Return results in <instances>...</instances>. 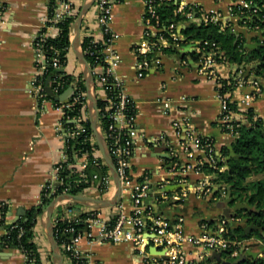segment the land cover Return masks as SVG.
<instances>
[{
  "label": "crops",
  "instance_id": "obj_1",
  "mask_svg": "<svg viewBox=\"0 0 264 264\" xmlns=\"http://www.w3.org/2000/svg\"><path fill=\"white\" fill-rule=\"evenodd\" d=\"M50 1L3 0L7 7L0 22V218L1 206L6 204L8 207L5 217L14 223L39 205L43 187L50 181L55 166L63 159L65 152L63 140L65 134L59 131V124L63 118L62 111L52 104L42 108L30 92L31 81L36 73L34 41L43 30L49 16ZM73 1L80 11L88 0ZM174 1L193 4L206 10L223 11L231 0ZM144 14V0H124L115 4L111 14V29L117 36L115 50L120 58L116 74L123 81L126 94L133 100L137 109L139 138L132 160L133 179L138 183L144 175L151 177L152 191L145 201V206L154 214L171 222L183 218L179 249L186 253L191 264L233 263L240 257H245V261L254 259L248 253H257L258 258H262V251L257 248L263 244L254 238L243 241L247 249L239 248L236 256L233 255L234 250L228 259L224 254L217 257V254L197 249L188 241L191 236H200L205 231L214 232L223 217L217 204L225 198L204 197L192 190L193 186L203 179L202 174L189 172L186 190L164 194L158 191L161 180L168 175H174V162L168 150L169 147L176 148L178 143L172 128L173 120L191 117L196 132L214 142L217 160H221L222 163L225 159V163H222L223 171L228 169L229 163L224 157L223 150L232 147L234 140L224 133L218 124L221 104L215 86L199 74L198 55L190 44L179 49V54L164 51L155 55L156 61L152 64L150 73L143 78L138 77L136 70L138 59L134 48L143 40ZM93 16L96 17L95 13L92 17L90 14L87 17L91 18L90 27L99 37L100 32L96 26V19H92ZM230 20L227 16V21ZM237 31L248 35V49L252 47L250 45H258L252 41L259 35L258 33L248 31L245 27H238ZM87 34V30L84 34L82 32V37ZM51 35L57 37L58 31L52 30ZM65 71L73 76L82 73L73 50L68 55ZM248 72L253 74L251 71ZM259 79L262 94L253 103L252 108L260 117H264V78ZM166 110L169 111V115L165 114ZM86 172L92 175L96 170L87 168ZM184 193L187 194L186 197ZM109 198L111 197L107 199ZM228 207L232 205L228 204ZM92 209L95 208L73 201H62L56 210H59L60 218L69 216L80 219ZM97 210L105 222H111L119 214L128 218L132 212L130 193L122 190L118 205ZM45 223L46 218L43 215L35 234L44 264H53L52 248ZM83 230L87 231L85 225ZM233 235L236 236V232L233 231ZM4 236L5 229L0 227V239ZM172 240L175 241L176 237ZM254 240L256 241L252 243L254 247H250L249 242ZM78 246L90 256L92 264H146L149 257L169 260L177 252L174 246L161 248L147 245L146 248L136 249L130 243L115 245L100 242L96 237H83ZM144 249L149 256L142 254ZM0 264L28 263L26 256L18 249L4 247L0 242ZM63 264L72 262L63 257Z\"/></svg>",
  "mask_w": 264,
  "mask_h": 264
},
{
  "label": "built area",
  "instance_id": "obj_2",
  "mask_svg": "<svg viewBox=\"0 0 264 264\" xmlns=\"http://www.w3.org/2000/svg\"><path fill=\"white\" fill-rule=\"evenodd\" d=\"M123 1L95 0L93 6L96 9V26L100 36L95 35L94 30L92 31V28L88 26V34L84 37H93V43L100 44L101 54L104 56L103 64H99L93 69L91 68L95 88L99 87L100 98L108 102L106 112L109 113L110 124L107 127V131L102 134L107 150L114 160L122 190L130 193L132 212L128 218L119 214L115 217L114 225L111 226L110 222L103 221L99 212H93L95 210L93 209L88 212V217L83 221L87 231L77 229V225L82 224V220L69 216L57 219L53 222V225L55 226L60 221L67 224L64 230H58L61 236L65 237L59 247L64 257L70 259L72 264H92L90 256L78 246V242L83 237H96L100 242L115 245L130 243L136 249L146 248L147 245L161 248L174 246L177 252L171 259L160 260L159 258L149 257L146 260V264H191L186 253L179 249L183 218H179L177 222H171L154 214L151 209L145 206V201L152 191L150 175H144L138 183H135L133 179L132 160L136 151L139 130L136 123L137 114H132L137 109L133 100L126 94L123 81L116 74L120 58L115 50L117 36L111 29L112 8L115 4ZM144 1L143 40L134 48L138 59L136 63L138 77L143 78L150 73L153 68L152 64L156 61L155 55L163 53L170 48L183 49V46L190 44V47H193L198 55L199 74L215 86L216 95L221 104V115L218 119V124L224 133L236 140L239 137L236 128L247 121V113L250 110H253L256 117H260L252 108L253 103L262 94L260 79L254 73L251 74L236 64H232L216 43L188 41L180 33V30L184 25L186 27L191 24H218L221 27V31L230 30L236 33L238 27H245L248 31L261 33L260 26H253V22L264 10V4H259L255 0H231L226 9L222 11L206 10L193 4L175 2L174 0ZM164 1L175 4L176 13L184 15L186 24L180 25L174 22L169 25L162 24L157 10L158 4ZM50 3L53 4L54 15L52 17L48 16L43 30L34 41L36 73L31 81L30 92L38 100L42 108L47 104H52L63 113L59 131H63L65 134L63 137L65 145L64 157L55 166L53 175L50 181L44 185L43 191H55L66 183V179H71L74 174L78 175V180L75 181V184H65L63 192L59 193L56 196L57 198L60 195H71L70 191L77 187V184H89L87 168H95L102 172L101 159L103 158L100 150H94L91 154L84 152L80 155H75V162L71 163L67 154L70 141L85 134L82 122L90 119L88 95L80 88L79 75H72L74 81L69 87L73 88L72 95L65 101L54 100V97H59L67 91H65L61 81L66 72V67L60 64L58 57L53 58L52 62L48 64L45 43L49 39L56 38L52 37V30L56 29L59 35L61 30L57 24L66 17L79 14V9L77 10L73 0H51ZM3 14L4 11H0V22ZM227 16L230 17V21H227ZM49 68L56 70L57 75L54 78H49V81L43 82L39 80L40 77L46 76ZM48 87L51 89L53 96L48 94ZM244 90L247 91L243 92ZM112 94L115 95L114 98H111ZM70 98L74 104L82 103L80 115L77 118H71L68 115L71 109ZM165 112V114L169 115L168 110ZM65 122L73 124L74 127L67 129L64 125ZM172 128L178 140L176 148L169 147L168 149L169 155L174 162V175H168L163 178L158 191L164 194V189L167 186H185V190L188 189L187 174L193 172L203 176V179L199 180L192 188L196 194L207 197L214 196L218 191L220 195L216 199L226 198L229 195L226 188L213 183L214 175H207L204 172L207 167L218 169V163H221V160L218 161L216 158L214 142L196 132L191 117L185 116L181 119L173 120ZM91 141L94 143L93 139ZM224 160L222 163H225ZM65 170L70 171L67 177L63 176ZM219 170L223 171L222 167ZM90 177L92 183L78 196L107 199L114 195L116 189L111 172L108 175L103 174L101 177L99 172L96 171ZM184 196L186 197L187 194L184 193ZM7 207L6 204L1 206L0 227L2 228L14 224L13 221L9 222L3 216ZM57 207L58 204L56 209ZM228 223L222 217L214 232L205 231L200 236H191L188 241L197 249L207 251L210 254H224L234 249L233 255L236 256L238 255V249L243 247L244 242L231 238V232L233 233V231L229 228ZM95 230L97 231L95 232ZM9 233L10 231L5 230V236ZM23 233L21 229L20 235ZM174 237H176L175 241L172 240ZM244 249H247V247H244ZM142 254L148 255L145 249Z\"/></svg>",
  "mask_w": 264,
  "mask_h": 264
},
{
  "label": "trees",
  "instance_id": "obj_3",
  "mask_svg": "<svg viewBox=\"0 0 264 264\" xmlns=\"http://www.w3.org/2000/svg\"><path fill=\"white\" fill-rule=\"evenodd\" d=\"M255 1L259 4H264V0ZM52 5V3L49 4L50 17L54 15ZM0 7L1 12L6 10L7 5L3 0H0ZM176 9L175 4L172 2L164 1L158 4L157 11L163 25H169L173 22L180 25L186 24V18L184 15L177 14ZM77 17L78 14L63 19L57 24L61 30L59 35L54 39L46 41L45 53L48 64L52 62L53 58L58 57L60 64L65 67L67 66L68 55L72 51V31ZM253 26H260L262 30L261 33H258V36L252 39L253 42L258 44V47L254 50L247 49L248 35L238 33V31H236V33L230 30L221 31V27L218 24H191L183 28L180 33L184 35L188 41H208L216 43L232 64H236L247 72L251 71L256 77L262 79L264 78V10L260 13L259 17L255 18ZM81 49L92 69L99 64H103L104 56L101 54V46L100 44L93 43V37H82ZM165 53L179 54V51L175 48H170L166 49ZM251 66L253 67L250 68ZM56 75L57 71L49 68L46 76L40 77L39 80L44 82L49 78H54ZM79 78L81 90L87 93V86L82 73H80ZM61 81L66 91L74 81V77L65 72ZM99 90V87L95 88V95L99 111V125L101 132L104 134L110 124V120L108 119L109 113L106 112L108 102L100 98ZM114 97L115 95L112 94L111 98ZM72 101L73 100L70 98L69 102L71 104V109L68 115L71 118H77L80 115L82 103L74 104ZM136 114L137 110H134L132 115ZM82 124L85 128V134L70 141L68 145L67 154L70 157L71 163L75 162V155H80L84 152L91 154L92 151L99 150L90 119L85 120ZM64 125L67 129L74 127L73 124H68L67 122H65ZM236 132L239 134V137L233 141L232 147L239 163L237 164L235 160H231L228 163V169L224 171L219 170L223 164L218 163V169L207 167L204 172L207 175H214L213 183L220 187L224 186L227 193L231 194L232 198H235V201L249 203L252 210L243 211L241 213L242 218L247 221L248 225L255 224L264 230V118L256 117L253 110H250L247 113V121L236 128ZM92 139L94 143H92ZM223 152L224 157L228 159L231 154L229 149L225 148ZM101 164L102 173L108 175L110 170L104 159H101ZM69 174L70 171L65 170L63 176L67 177ZM87 175L89 184H77V187H74L70 191L71 195L82 194L83 190L92 183L90 174L87 173ZM76 180H78V175L74 174L71 179H66V183L58 187L55 191H43L41 193L39 205L32 208L24 217L16 221L13 225L3 227L5 230L10 231V233L0 239L1 245L18 249L26 256L28 264H44L42 255L39 251L35 229L45 209L59 193L63 192L65 184H75ZM219 195L220 192L217 191L213 197L217 198ZM6 211L7 209L4 210V217L6 216ZM58 211L59 210L54 211L53 222L61 216ZM97 211V209L93 210V212ZM88 215L89 213H86L81 216L80 220H82V224L77 225V229H83V221L86 220ZM114 223L115 219L110 222V225L113 226ZM16 226L17 228H15ZM66 227L67 224L63 221H60L54 226V235L59 246L65 237L61 236L58 230H64ZM21 229L24 232L22 235H20ZM235 232L237 234L236 236L231 232L232 239L245 241L256 238L264 244V232H254L248 237L244 236V231L241 228L237 229ZM233 251L234 249H231L224 253L225 258L228 259V256ZM49 258L51 260V255ZM234 260L236 259H233V261ZM241 264H264V257L256 260L249 259Z\"/></svg>",
  "mask_w": 264,
  "mask_h": 264
},
{
  "label": "water",
  "instance_id": "obj_4",
  "mask_svg": "<svg viewBox=\"0 0 264 264\" xmlns=\"http://www.w3.org/2000/svg\"><path fill=\"white\" fill-rule=\"evenodd\" d=\"M95 0H88L80 9L78 17L74 23L73 27V36H72V50L76 55V58L81 65L82 74L84 76V81L87 86V95H88V102H89V111H90V122L92 125V129L94 132L95 140L98 144L99 150L101 152L102 158L108 165L111 175L113 177L115 183V193L109 199H96L91 197L85 196H78V195H60L59 197L55 198L50 205L45 209L44 216L46 218L45 228L46 233L52 248L53 254V264H63V254L61 249L55 239L54 235V225H53V214L56 209L57 204L62 201H73L75 203L83 204L91 208L95 209H106L110 207H115L119 204L122 197V185L120 178L117 173V169L114 163L113 158L111 157L110 153L107 150L105 140L103 134L100 129L99 125V115H98V108H97V99L95 95V82L94 76L91 71V67L87 62L82 49H81V40H82V26L85 17L88 15L90 10L92 9ZM249 49H256L258 45H250ZM49 81V80H48ZM48 94L53 96L51 89L47 88ZM73 93V88H69L63 95L59 97H54L55 101H65L67 100ZM231 152L230 157L227 159V162L231 160H235L238 164L239 160L236 158V155L233 151V147H229ZM165 157L170 158L168 155ZM95 169V168H94ZM101 177L103 176L102 172L98 169H95ZM181 189H185V186H167L164 189L165 193L168 192H175ZM228 204L232 205V207H228ZM217 208L221 210L223 217L229 222V228L232 231H236L237 229L241 228L244 231V236L248 237L254 232L263 233L264 230L255 224H247V221L244 220L241 216L243 211H251L252 208L250 207L249 203H243L241 201H235V198L231 197L229 194L224 201H221L217 204ZM249 255L253 256L254 259L258 258L257 253H248ZM220 254H217V257H220ZM245 261V257H240L233 263L230 262H222L221 264H241Z\"/></svg>",
  "mask_w": 264,
  "mask_h": 264
},
{
  "label": "rangeland",
  "instance_id": "obj_5",
  "mask_svg": "<svg viewBox=\"0 0 264 264\" xmlns=\"http://www.w3.org/2000/svg\"><path fill=\"white\" fill-rule=\"evenodd\" d=\"M93 13H96V11H95V7L93 6L92 7V9L90 10V12L88 13V15L90 14L91 15V17H92V14ZM87 15V16H88ZM85 17V19H84V22H83V26H82V32H83V34L85 33V31L87 30V28H88V26H90L91 24H92V21H91V18H89V17ZM95 18L96 17H94L93 16V18L92 19H94L95 20ZM260 178V177H259ZM255 240H256V238H254ZM253 241V242H249L250 243V247H254V244H252V243H254V242H256V241ZM263 244V243H262ZM264 245V244H263ZM263 245H260V246H262V247H259V248H257L259 251H262V257H264V246ZM244 246H246V243H245V245H243V247Z\"/></svg>",
  "mask_w": 264,
  "mask_h": 264
}]
</instances>
